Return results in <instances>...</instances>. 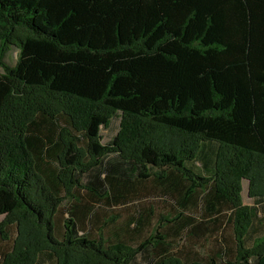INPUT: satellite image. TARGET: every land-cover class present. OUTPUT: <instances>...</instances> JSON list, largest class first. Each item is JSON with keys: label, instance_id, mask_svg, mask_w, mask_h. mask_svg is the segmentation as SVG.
<instances>
[{"label": "trees", "instance_id": "1", "mask_svg": "<svg viewBox=\"0 0 264 264\" xmlns=\"http://www.w3.org/2000/svg\"><path fill=\"white\" fill-rule=\"evenodd\" d=\"M0 264H264V0H0Z\"/></svg>", "mask_w": 264, "mask_h": 264}, {"label": "rangeland", "instance_id": "2", "mask_svg": "<svg viewBox=\"0 0 264 264\" xmlns=\"http://www.w3.org/2000/svg\"><path fill=\"white\" fill-rule=\"evenodd\" d=\"M16 58H17V50L16 48H12V51H10L7 56V61H9L10 63H15ZM118 128H119V120L115 119L108 129H104L102 131L103 143H108L109 141H111L114 138V136L117 134ZM150 187L151 184L148 185V188ZM245 189H247L246 183H245ZM244 201L246 204H252V200H250L247 197L246 192L244 193ZM150 207L152 208L154 215L158 217L160 215H167L173 212L174 209L177 208V205L173 198H169V197L166 198L155 192L154 194L153 193L147 194L143 199L139 201H132L125 206L120 205L117 206L116 208H110L103 204L96 205L94 209V214H95L94 219L95 218L99 219L101 223L100 227H103L102 225L103 221H108L111 217H115L117 221L116 225L120 226L125 224L133 216H135L139 208L141 209V208H150ZM155 224H156V219L154 218L152 223L143 229L139 237H135L133 238V240H131L134 241L131 243H138L139 241L149 236ZM89 230L93 234H96L98 232L96 226L94 225L93 226L90 225ZM184 237L185 236L183 234L175 237L176 243H178L181 246L184 243L183 241ZM213 244L214 241L210 240L208 242H205L203 247L198 246V248L200 249L201 253H203L206 252V250H208L211 246H213Z\"/></svg>", "mask_w": 264, "mask_h": 264}]
</instances>
